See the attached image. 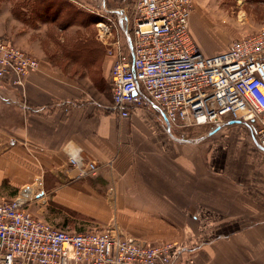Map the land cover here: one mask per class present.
Masks as SVG:
<instances>
[{"label": "crops", "instance_id": "0c3cea01", "mask_svg": "<svg viewBox=\"0 0 264 264\" xmlns=\"http://www.w3.org/2000/svg\"><path fill=\"white\" fill-rule=\"evenodd\" d=\"M69 1L79 4L82 16H104L115 15L126 0H101L100 8ZM194 1L190 27L224 26L221 0ZM238 7L244 19L236 18L231 38L264 29V0H243ZM211 9L214 14L205 16ZM59 13L54 0L0 6V34L8 32L40 60L23 86L0 80V201L28 188L44 206L67 208L141 243H170L181 264H264V115L248 124L181 128L153 104L133 106L121 117L112 108L113 57L104 52L99 66L108 95L88 68L57 63L62 45L89 42L93 26L61 25ZM245 27L253 31L243 34ZM69 143L82 150L80 158L99 164L96 175L76 178L64 150Z\"/></svg>", "mask_w": 264, "mask_h": 264}, {"label": "built area", "instance_id": "2783aa9c", "mask_svg": "<svg viewBox=\"0 0 264 264\" xmlns=\"http://www.w3.org/2000/svg\"><path fill=\"white\" fill-rule=\"evenodd\" d=\"M193 11V0H126L115 15L104 14L100 39L114 59L109 81L119 116L155 104L184 128L264 115V29L206 55L190 30ZM39 67L37 57L0 36V80L23 86ZM69 163L76 178L99 170L78 154ZM31 202L28 188L0 201V264H181L170 243H141L115 228L61 229L33 214Z\"/></svg>", "mask_w": 264, "mask_h": 264}, {"label": "rangeland", "instance_id": "374dc122", "mask_svg": "<svg viewBox=\"0 0 264 264\" xmlns=\"http://www.w3.org/2000/svg\"><path fill=\"white\" fill-rule=\"evenodd\" d=\"M88 1L91 2V7H101V0ZM221 1L222 7L225 9L224 15L227 17V21L223 27H217L214 22L205 26L198 22H194L193 25L191 23V33L196 42L204 50V52H211L214 50H219L222 48L225 49L226 47H228L230 43L234 40V38H231L230 32L237 30L236 18H238L239 22H241L240 20L244 19V14L241 13L243 14L241 16L239 15L240 12H238L239 9H241L240 7H238V4H241L243 0ZM20 2L21 0H0V6H2L3 9L9 8L10 6H16V8H20ZM54 3L59 6V16L61 25L65 23L84 21H89V23H93V26L88 30L90 34L88 36L89 42L85 41L87 44H81V41H79L80 43L76 41L75 43L73 42L67 45H62V59L58 60L57 63L62 67H67L74 63V66H72L74 71L79 69L81 71L84 67L88 68V73L93 79V81L96 82V84L99 86V89H101L108 95V83L102 75V69L99 67L103 61L104 52H106L105 46L103 47L100 44H96V41L98 40L97 38L100 39L99 29L103 25V20H105V17L100 15L102 14V11L99 13V15H96L93 12L87 10L89 14L87 16H82L81 12L78 9L80 7L78 3H74L73 1L69 0H54ZM210 3H214V0H210ZM196 8L197 4L194 1V9L196 10ZM243 8L247 9L246 5H244ZM212 14H214L212 9L211 12H205V16L211 17ZM16 15L19 16L20 14L17 12ZM245 26L251 27L248 23ZM246 27L240 30L243 34H246L249 32V30H251ZM113 31L114 33L117 32L116 27H113ZM251 31H253V29ZM255 31L258 30H254V32ZM0 36L8 37L14 41L12 35L8 32L2 33L0 34ZM64 56L69 57L70 60H67L68 58L65 59ZM71 74H74L72 70ZM255 128H260V125L258 123H255ZM29 208L33 214L47 220L54 226L61 229L81 231L103 228L98 222L85 219L84 217L73 213L67 208L52 204H46L44 206L41 201L38 200L36 197L32 198V202ZM42 208H44V211Z\"/></svg>", "mask_w": 264, "mask_h": 264}, {"label": "clouds", "instance_id": "9594fccd", "mask_svg": "<svg viewBox=\"0 0 264 264\" xmlns=\"http://www.w3.org/2000/svg\"><path fill=\"white\" fill-rule=\"evenodd\" d=\"M64 150H65L66 154L69 155L70 159L74 158L78 154V152L80 151L79 146L75 145L74 143H69V144L65 145Z\"/></svg>", "mask_w": 264, "mask_h": 264}, {"label": "water", "instance_id": "95a60500", "mask_svg": "<svg viewBox=\"0 0 264 264\" xmlns=\"http://www.w3.org/2000/svg\"><path fill=\"white\" fill-rule=\"evenodd\" d=\"M232 122H236V121H232Z\"/></svg>", "mask_w": 264, "mask_h": 264}]
</instances>
